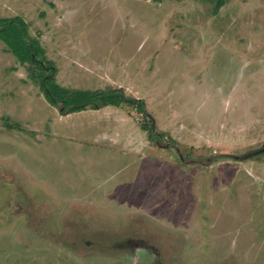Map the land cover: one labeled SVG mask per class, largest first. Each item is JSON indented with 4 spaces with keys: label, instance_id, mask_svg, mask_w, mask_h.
<instances>
[{
    "label": "rangeland",
    "instance_id": "obj_1",
    "mask_svg": "<svg viewBox=\"0 0 264 264\" xmlns=\"http://www.w3.org/2000/svg\"><path fill=\"white\" fill-rule=\"evenodd\" d=\"M16 15L58 84L147 116L63 118L0 40V264H264V0H0Z\"/></svg>",
    "mask_w": 264,
    "mask_h": 264
},
{
    "label": "trees",
    "instance_id": "obj_2",
    "mask_svg": "<svg viewBox=\"0 0 264 264\" xmlns=\"http://www.w3.org/2000/svg\"><path fill=\"white\" fill-rule=\"evenodd\" d=\"M226 0H216V9ZM28 23L21 16L0 17V40L6 49L18 61L26 66L29 78L42 92L45 100L57 107L60 114L86 109H98L105 105L127 104L147 116L142 102L124 95L120 88L106 89H71L56 82V67L52 60L45 56L38 37L31 36ZM141 129L151 137L153 128L141 124Z\"/></svg>",
    "mask_w": 264,
    "mask_h": 264
},
{
    "label": "crops",
    "instance_id": "obj_3",
    "mask_svg": "<svg viewBox=\"0 0 264 264\" xmlns=\"http://www.w3.org/2000/svg\"><path fill=\"white\" fill-rule=\"evenodd\" d=\"M107 106H112V105H105V106H102V107H100L99 109H94V110H100V109H102V108H105V107H107ZM120 107V106H119ZM118 106L116 107V106H114V109H118L119 108ZM83 110H85V109H83ZM83 110H80V111H83ZM93 110V111H94ZM80 111H75V112H71V113H66L65 115L64 114H61V115H63V118L64 117H68V116H70V115H73V114H76V113H79ZM89 111V110H88ZM118 112H119V110H117ZM122 114V113H121ZM7 127L9 128L10 127V125L9 124H7ZM110 145V144H109Z\"/></svg>",
    "mask_w": 264,
    "mask_h": 264
}]
</instances>
